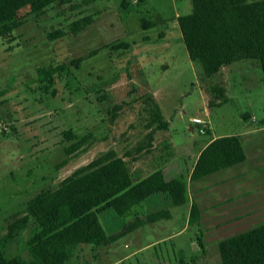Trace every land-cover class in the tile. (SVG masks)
<instances>
[{
    "label": "rangeland",
    "instance_id": "rangeland-1",
    "mask_svg": "<svg viewBox=\"0 0 264 264\" xmlns=\"http://www.w3.org/2000/svg\"><path fill=\"white\" fill-rule=\"evenodd\" d=\"M191 12V0H71L19 11L13 21L19 24L0 37V241L6 256L30 258L33 218L7 237L28 202L111 150L126 156L130 168L148 155L171 163L167 178L183 180V203L158 193L124 216L113 209L100 213L108 234L136 217L160 215L110 246H79L74 264H222V240L264 224L261 65L238 61L206 78L190 60L177 22ZM86 16L92 23L71 33L72 23ZM142 18L156 25L144 30ZM57 30L65 36L49 40ZM39 68L58 72L43 83ZM213 85L226 89L227 102L218 100ZM155 104L166 129L153 123ZM196 118L207 122L204 134ZM67 131L76 138H66ZM230 135L241 136L245 162L192 182L202 146ZM76 143L81 146L71 150ZM194 202L200 220L190 225Z\"/></svg>",
    "mask_w": 264,
    "mask_h": 264
},
{
    "label": "trees",
    "instance_id": "trees-1",
    "mask_svg": "<svg viewBox=\"0 0 264 264\" xmlns=\"http://www.w3.org/2000/svg\"><path fill=\"white\" fill-rule=\"evenodd\" d=\"M57 2L70 3L71 0H0V37L6 36L19 24L13 21L23 8L35 13ZM191 2L192 12L180 15L177 22L190 60L202 67L204 76H217L224 66L234 62L256 60L261 65L264 80V0ZM127 5L124 2V6ZM91 23V16L83 17L72 23L70 32L77 33ZM155 25L145 18L141 19L144 30ZM65 34V31L57 30L48 38L53 41ZM145 39L149 40L148 37ZM120 46L128 48L127 43ZM80 61L78 59L73 63ZM57 72L58 68L38 69L43 83L46 80L51 83ZM211 89L221 103L228 101L223 86L213 85ZM4 93L1 91L0 95ZM154 107L153 123L158 129H166L168 125L163 121L160 105L155 104ZM64 135L69 140L76 138L71 131ZM88 139L89 136H85L80 142L85 143ZM80 146L76 143L71 150ZM245 160L241 136L217 137L201 150L190 180H201ZM183 183L178 178L168 180L162 170L135 182L128 162L111 150L64 179L59 188L46 190L28 202L27 214L9 226L7 237L11 238L33 218L36 231L29 243L30 258H9L4 252V242L0 241V264H74L79 246H110L144 225L154 223L158 219L156 215H160L157 211L136 217L122 230L108 234L99 220L100 213L113 209L124 216L136 205L161 192L169 193L174 203L181 204ZM199 220L200 209L194 202L189 224L194 225ZM218 250L222 264H264V224L222 240Z\"/></svg>",
    "mask_w": 264,
    "mask_h": 264
},
{
    "label": "crops",
    "instance_id": "crops-1",
    "mask_svg": "<svg viewBox=\"0 0 264 264\" xmlns=\"http://www.w3.org/2000/svg\"><path fill=\"white\" fill-rule=\"evenodd\" d=\"M218 136H216V137H214V138H212L209 142H211L213 139H215V138H217ZM154 142V141H153ZM208 142V143H209ZM155 143V142H154ZM208 143H206L205 145H203L202 146V148L200 149V151L197 153V156H196V158H195V160H194V163H193V166H192V169H193V167H194V165H195V163H196V161H197V159H198V157H199V154H200V152H201V150L204 148V147H206V145L208 144ZM156 147V146H155ZM155 147H153V148H155ZM116 153H117V151H116ZM121 156V155H120ZM150 155H148V156H143V157H141L140 158V160L139 161H134V165H133V167H132V165H131V168H130V163L127 161V157L125 156L124 157V159H125V161H127L128 162V164H129V168H130V170H131V173H132V175L134 174V175H136V177L134 178V181L135 182H137V181H139L140 179H143V178H145V177H147V176H149L151 173H153L154 171H156V170H162L163 172H164V175H165V177L167 178V175H170V174H168L169 173V171H168V168H169V166H170V164L171 163H169V164H165L164 162H156V161H154L153 160V158L150 156ZM123 157V156H122ZM192 169L190 170V173H191V171H192ZM134 177V176H133ZM189 177H190V174H189ZM168 179V178H167ZM176 179V178H175ZM169 180V179H168ZM162 194H163V192H161ZM158 194V193H157ZM157 194H154V195H157ZM153 195V196H154ZM166 195H167V193H166ZM165 196V195H164ZM152 197V196H151ZM170 197H171V195H170ZM119 262H116V263H113V264H118Z\"/></svg>",
    "mask_w": 264,
    "mask_h": 264
},
{
    "label": "built area",
    "instance_id": "built-area-1",
    "mask_svg": "<svg viewBox=\"0 0 264 264\" xmlns=\"http://www.w3.org/2000/svg\"><path fill=\"white\" fill-rule=\"evenodd\" d=\"M193 122L195 124L201 126L200 132L202 134H204L206 132V130H207V122L203 121L202 119H198V118L194 119Z\"/></svg>",
    "mask_w": 264,
    "mask_h": 264
}]
</instances>
